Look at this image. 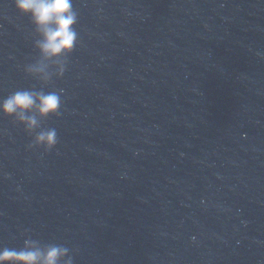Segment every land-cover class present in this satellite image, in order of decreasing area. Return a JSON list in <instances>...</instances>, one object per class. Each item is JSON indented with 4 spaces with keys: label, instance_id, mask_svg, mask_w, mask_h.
I'll use <instances>...</instances> for the list:
<instances>
[{
    "label": "water",
    "instance_id": "95a60500",
    "mask_svg": "<svg viewBox=\"0 0 264 264\" xmlns=\"http://www.w3.org/2000/svg\"><path fill=\"white\" fill-rule=\"evenodd\" d=\"M63 77L0 0V98L63 89L58 144L0 116V247L74 264H264V0H73Z\"/></svg>",
    "mask_w": 264,
    "mask_h": 264
},
{
    "label": "clouds",
    "instance_id": "9594fccd",
    "mask_svg": "<svg viewBox=\"0 0 264 264\" xmlns=\"http://www.w3.org/2000/svg\"><path fill=\"white\" fill-rule=\"evenodd\" d=\"M15 8L28 16L37 37L34 62L25 66L27 75L47 85L53 77H63L68 57L80 43L78 13L73 0H14ZM63 89L45 92L43 89H17L0 98V116L22 125L32 137L29 149L42 148L51 152L58 144L55 128L44 127L49 117H60ZM0 264H74L72 250L61 244H41L30 237L19 249L0 247Z\"/></svg>",
    "mask_w": 264,
    "mask_h": 264
}]
</instances>
